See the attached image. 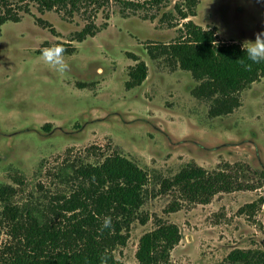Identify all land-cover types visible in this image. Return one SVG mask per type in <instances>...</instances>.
Instances as JSON below:
<instances>
[{
    "label": "rangeland",
    "instance_id": "1",
    "mask_svg": "<svg viewBox=\"0 0 264 264\" xmlns=\"http://www.w3.org/2000/svg\"><path fill=\"white\" fill-rule=\"evenodd\" d=\"M175 5L187 11L184 0L137 11L113 0L72 15L42 14L28 3L20 22L2 26L0 188L11 191L0 194V251L11 243L7 207L48 214L57 198L75 191L76 169L119 154L148 183L138 211L145 223L129 225L125 246L113 253L117 261L138 264L139 239L160 223L181 234L168 264H226L234 250L264 252V78L238 93L200 96L201 83L190 73L167 56L153 59L149 50L180 36L185 21ZM189 19L213 30L217 43L242 48L264 31V0H198ZM91 21L100 31L76 42ZM56 43L66 49L64 76L41 59L40 50ZM138 63L146 67L140 84L130 77ZM189 164L225 173L243 188L218 193L206 205L164 191ZM174 200L179 211L166 212Z\"/></svg>",
    "mask_w": 264,
    "mask_h": 264
},
{
    "label": "trees",
    "instance_id": "2",
    "mask_svg": "<svg viewBox=\"0 0 264 264\" xmlns=\"http://www.w3.org/2000/svg\"><path fill=\"white\" fill-rule=\"evenodd\" d=\"M115 1L124 10L137 11L145 5L169 0ZM111 2L113 0H0V35L5 23H18L21 20L19 13H29L28 3L34 4L42 14L67 11L72 15L90 8L97 11ZM184 3L187 11L175 5L179 20L185 21L179 38L149 50L153 59L157 55L167 56L181 70L190 73L201 83L197 90L200 96L238 93L264 78V62L254 64L251 71H246L240 61L251 62L243 48L233 43H217L213 30L202 29L189 19L195 16L198 0H184ZM100 29L94 22H88L76 34L75 41L93 37ZM130 77L140 84L146 77L145 65L138 63ZM74 173L78 181L75 191L69 197L57 198L50 213H26L25 216L19 208L5 209L3 216L10 229L11 243L0 251V264H100L99 258L104 252L109 256L108 264H123L113 253L116 248L125 246L133 221L145 223L144 219L138 218V211L144 201L147 174L119 154L106 158L99 165L80 166ZM260 175L264 180V173ZM165 185L164 191L175 189L184 202L199 205L210 203L218 193L243 188L227 174L209 173L196 164L187 165ZM10 191L6 186L0 188L1 195H9ZM246 207L252 209L254 205ZM179 209V202L174 200L166 212ZM106 215L112 217L114 231L105 229L101 234L99 229ZM180 240L176 225L158 224L139 239L135 253L137 263L168 264L170 252ZM226 264H264V252L234 250L227 256Z\"/></svg>",
    "mask_w": 264,
    "mask_h": 264
},
{
    "label": "clouds",
    "instance_id": "3",
    "mask_svg": "<svg viewBox=\"0 0 264 264\" xmlns=\"http://www.w3.org/2000/svg\"><path fill=\"white\" fill-rule=\"evenodd\" d=\"M254 40L245 41L242 48L247 54V59L251 63H245L240 61L241 66L246 71L252 70V65L264 62V31L254 34ZM41 59L44 63L52 67L59 75L64 76L69 71V64L65 61L64 54L66 52L65 47L56 43L48 47H44L41 50ZM105 229L114 231L113 221L111 216H104L101 228L99 231L101 234ZM100 264H108V253L104 252L100 256Z\"/></svg>",
    "mask_w": 264,
    "mask_h": 264
}]
</instances>
